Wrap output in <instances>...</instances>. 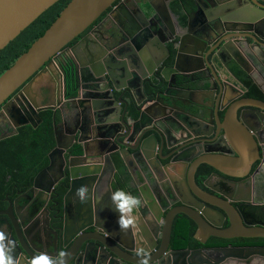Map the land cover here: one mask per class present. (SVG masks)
Masks as SVG:
<instances>
[{"label":"water","instance_id":"water-1","mask_svg":"<svg viewBox=\"0 0 264 264\" xmlns=\"http://www.w3.org/2000/svg\"><path fill=\"white\" fill-rule=\"evenodd\" d=\"M59 1L0 0V53ZM119 1L73 0L44 35L0 76V125L10 124L13 128V132L1 134L0 141L17 135L25 126L37 129L43 122V112H53L55 120L59 112L62 123L60 126L55 123L56 148L50 154V160L52 166L55 155L61 158L68 180L63 219L53 224L52 218L47 216L44 224L38 218L31 222L11 206L2 215V221L9 229V233H5L6 243L13 241L16 251L30 254L33 259L35 252L40 251L38 245L44 244L40 238L37 241V235L42 236L45 232L46 238L53 236L55 243L66 238L71 224L67 218L68 197L75 196L76 189L82 185L89 191L95 188L98 171L103 165L116 169L117 159L118 165H122L119 174L134 178L135 196L146 202L137 215L139 231L136 234L130 232L128 238L117 235L113 229V214L103 206H100L101 212L98 207L97 211L91 209L94 217L80 224L78 230L84 235L76 234L72 239L70 251L73 254L77 250L88 254L95 247L100 253L113 254L129 264H144L145 261L147 264H264V247L170 250L174 221L179 215L187 216L197 225L195 240L202 245L210 238L264 239V224L251 222L258 210L252 192L236 187V180L246 178L259 157L258 143H261L259 138L256 140L257 135H253L248 118L254 115L264 120V102L245 98L238 107L233 103L235 97L225 105L226 84L219 81L216 104L210 100L211 104L190 105L180 99L187 90L190 92L187 94L197 91L193 88H197L198 76L204 71L215 72L216 67L218 72H229L228 62L223 60L226 55H231V62L264 95V75L262 79L254 74L255 71L262 74V56L253 52L256 46L264 48V0H216V4L212 0H193L191 12L180 2L187 13H184L187 22L178 25L179 33L169 22L176 15L171 9V1H162L161 10L152 0H142V7L128 13L131 16H128L129 24L125 28L118 22L120 33L104 36L101 41L88 35L70 48L104 14L109 13V17L117 20L114 15L123 7H115ZM195 16L207 21L209 28L200 22L197 25L202 32L195 33ZM221 29L229 38H222ZM211 34H215L218 43L207 54L211 43L205 36ZM144 40L147 44H143ZM198 44L204 47L203 50L197 47ZM97 48L99 51H95ZM62 57L67 61L65 64L60 62ZM55 73L59 75L58 79ZM46 74L51 75L53 85L58 84L60 88L62 82V89L50 92L47 88L40 98L49 102L38 103L31 96V89L37 79ZM231 75L236 81L235 74L231 72ZM69 76L75 82L71 90L68 88ZM234 81L231 82L233 90ZM118 93L121 97L117 98ZM138 94L141 98H137ZM240 109L244 111L239 115ZM72 118L73 129L70 134L67 132L71 138L67 137L66 143L59 127L63 129ZM192 144H200L198 147L205 150L189 172L187 169L184 172H188L191 185V191L185 192V196L189 193L194 203L175 199L174 194L175 201L165 206L163 197L167 192L163 179L168 168L161 163L163 153L173 150L172 156H176L169 168L180 162L188 163V168L190 161L185 157ZM148 150L153 153L150 158ZM203 164L211 167L215 171L214 177L221 180V183L209 186L212 193L201 190L195 183V174ZM141 165L149 175L141 173L142 180H138L133 169L141 172L138 169ZM179 201L181 205L171 208ZM34 204L39 202L36 200ZM226 221L230 227L223 229ZM55 224L60 225L57 230L52 228ZM87 230L90 232L86 235ZM142 237L146 242L142 243ZM125 238L129 241L134 238L141 248L148 245L151 251L138 250L139 260L121 256L117 250L132 251L122 243ZM152 253H155L153 257L146 258ZM69 264H73L72 260Z\"/></svg>","mask_w":264,"mask_h":264},{"label":"flooded vegetation","instance_id":"flooded-vegetation-1","mask_svg":"<svg viewBox=\"0 0 264 264\" xmlns=\"http://www.w3.org/2000/svg\"><path fill=\"white\" fill-rule=\"evenodd\" d=\"M162 1L167 2L168 0H152V2L154 3L155 6H157L158 8L161 9V4ZM172 3L170 4L171 9H173V11L175 12V17L173 16L172 19L169 21L170 24L173 25V28H175V31H177L179 33L178 30V25H185L187 22V17L185 16V14H187L185 12V9L180 5V2L183 3V5L185 6V8H187V10L189 12L192 11V6H190L189 4H187L185 1L186 0H169ZM193 1V0H192ZM213 3L216 4V0H212ZM219 1V0H218ZM222 2L226 1V0H220ZM144 2V0H143ZM143 2L142 0H120L115 7H118L120 5H123V7L114 15L115 18L117 20H114L113 18L109 17V13L106 14V16L94 27H92V29L85 35L82 37H86L88 35H90L92 37L93 40L98 41V40H103L104 36H107L109 34L113 35V34H118L120 33L119 31L121 30V27L126 26L127 24H129V19L128 16L131 11L135 10L136 7L143 6ZM179 3V7H181V13L177 14L176 10L173 8V4ZM162 10V9H161ZM112 11V10H111ZM129 13V14H128ZM185 13V14H184ZM182 14L185 16V22L182 21ZM195 25H194V30L195 33H201L202 28H198V23L202 22L204 23V27L209 28L208 27V22L207 21H203L201 17L195 16L193 19ZM121 24V27L119 26V24ZM157 22V20H154V23ZM153 24V23H152ZM151 24V26H152ZM165 26V25H164ZM125 28V27H124ZM221 28V27H220ZM222 32V38L227 37L229 38V35L224 33L223 29H221ZM215 34H211L208 36H205L207 39H209V42L211 43V47L207 48V54H209L210 52L213 51V49L216 47L218 42H215V40L217 38L214 37ZM203 36V37H204ZM238 37L240 38V35H238ZM81 38V39H82ZM79 39V40H81ZM78 40V42H79ZM117 40H115L114 43H116ZM78 42L74 45L76 46L78 44ZM143 44H147V40L143 41ZM197 44V43H196ZM74 46H70V48L74 47ZM81 47V46H80ZM198 48H200L201 50H203V46L201 44L197 45ZM263 48V47H262ZM260 47H257L253 49L254 53H260L262 57H260V60L263 62L264 64V48L262 49ZM83 49V47L81 48ZM95 51H99V48H97V50ZM148 54H149V50ZM100 53V52H99ZM151 56V55H150ZM61 64H65L64 58L62 57L60 59ZM225 62H228L229 67H230V71L229 72H218L216 67H215V72L214 71H210V70H206L204 71L203 74H199L200 76H198L199 80L197 82V90L198 92L202 93V96L200 98H193V94H187L190 93L188 90L186 92L185 96L180 97L181 100L188 102L190 105H197V104H202L203 102H206L208 104H211V101H213L215 104L217 103V100L219 98L218 96V92L217 89L219 88L218 86V81L225 83L226 84V91H227V98L225 101V105H228L230 99L235 98L236 100L235 102H233L236 106H242V101L243 99H256V100H261L264 102V95L259 91L258 87L256 86V84L250 80L247 79V77L245 76V74H243L232 62V57L231 55H226L224 56L223 59ZM231 72H233L235 74V76L237 77V80L234 81L231 78H234L233 75H231ZM237 72H240L243 76H239L237 74ZM216 73H218L216 75ZM215 74V75H214ZM254 74L256 76H263L264 75V69L262 70V74H260L258 71H255ZM58 75V74H57ZM59 78V75H58ZM70 79V76L68 77V81ZM195 79V78H193ZM263 79V77H262ZM74 80V79H73ZM232 81H234V90H233V83H231ZM246 81H250L251 83V87H255L257 89V93H254L255 96H249V94L251 93V87H249L246 84ZM205 84V87L202 88V86ZM75 85V82H74ZM60 88L62 89V82L60 84ZM59 85H50L48 86V90L51 92V90H54V92L60 90ZM69 88V85H68ZM195 88H193V90H195ZM73 89V88H72ZM208 89H210L209 91H207ZM71 90V89H70ZM47 93H49L47 91ZM77 95V94H76ZM118 97H121V93L117 94ZM137 98H141V96H139V94L137 95ZM204 98V99H202ZM124 99H126V97H124ZM211 100V101H210ZM42 103H46L49 102V100H43L42 98ZM122 108L124 109V106L122 105ZM243 109H240L238 111L239 115L243 112ZM56 120L58 119L57 122H55L57 125L60 126V124L62 123V120L60 118V113H57L56 116ZM74 118H72V122H67L66 126L60 128L59 127V131L63 133L64 135V141L67 143V141H69V138L67 139L68 136V131L70 134V131L73 129V122ZM249 121V125H251V127L254 130V136L256 137V140H260V143H258L260 152H259V157L256 160V162L253 164L252 166V170L249 173V175L244 178V179H238L237 181V185L236 187H240L241 189H243L244 191L248 192L251 191L252 195H253V202L258 209L257 215L255 217V219L251 220V222H256L258 224H264V120H262L260 118V116H254L252 115L251 118H248ZM67 127V129H66ZM13 132V128L12 125L10 124H1L0 125V136L1 134H5V133H11ZM146 138V137H145ZM186 141V140H184ZM191 143V142H188ZM200 144H192L189 146V148H191V151L186 155L185 159L189 160V166L187 167L188 163H178V166L173 165L170 167V165L173 163V159L174 157H176L175 155L172 156V152L173 150H165L163 153V160L161 161L162 165L164 166V168H168L167 171V176L166 178H164V184H166V189L165 191L167 192V194L164 195V205L165 206H170L171 202H174L176 197L180 199H185L187 202L189 203H194L193 199L191 198L190 194L188 193V197L185 196V192L187 191H191V185L188 182V172L189 169L191 167V165L194 162H197L200 157H201V153L202 151H205L204 148L198 147ZM263 147V150L261 149ZM56 148V147H55ZM178 148V147H177ZM175 148V149H177ZM148 157L150 158L153 153L151 150H148ZM52 153V152H51ZM50 153V154H51ZM50 154H49V165L43 169L41 172H39L33 179L30 180H23L24 178H21L20 175V171L19 169H15L14 171L11 172V170H6L4 172H0V230L5 231V233H9V229L8 227H6L3 223V218L2 215L3 213H6L9 211L10 207H16L18 209L19 212H21V214L24 216L25 220H30L31 222H34V220L32 221V219H36L38 218L39 220H41V222H43L44 224V220L47 219V216H50L52 218L51 223H58L59 220L63 219V215H64V201L66 200L68 191H67V176H66V171L63 172V163L62 160L59 156L55 155L53 157L54 159V163L51 166V160H50ZM157 154V153H156ZM155 156V155H154ZM116 157V156H115ZM118 157V156H117ZM178 159V158H177ZM119 161H117L116 159V169H114L111 166H102V170H101V174H100V170L98 171V175H97V179L94 183V187H95V191H94V197L95 194L97 196L99 195H103V200L106 199V202H110L111 199V193L113 191L116 190V185L119 186V184H117L116 179L119 177V173L122 170V165L119 166L118 165ZM118 165V166H117ZM136 168H134L133 170H135ZM138 169H141L140 172V176L141 173L143 176L149 175V173H146L145 170V166L141 165V167H138ZM186 169L188 170L187 173H184L186 171ZM204 169V170H203ZM205 171L209 172V175L205 178H203ZM158 172V171H156ZM33 173V172H32ZM215 171H213V169L211 167H209L206 164L201 165L196 174H195V183L196 185L203 191H206L208 193H212L209 188V186H215L216 184L221 183V180H218L217 178H215ZM160 174V172H159ZM165 174V173H164ZM19 176V177H18ZM130 176V175H129ZM186 176V181L183 180V177ZM131 177V176H130ZM160 177L162 178V175L160 174ZM60 180L58 183L57 181ZM166 180V182H165ZM37 182V186L35 185ZM57 183V184H56ZM133 186V188H136V183L134 185H130V187ZM223 186L228 188V185L223 184ZM230 190L232 189L231 185H229ZM94 189V188H93ZM210 189V190H209ZM177 191V193L175 192ZM129 192V191H127ZM164 192V191H163ZM175 194V199L173 198ZM68 210H67V218L69 220V222L71 224H69V229H68V235L66 238H61V240H59L58 242L55 243L54 241V237L49 235L46 238V234L45 232H42V236L37 235V241L38 238H40L39 240H42L44 242V244L41 245H36V247H38L40 249L39 253L35 252V255L33 256V259L35 257L40 256L41 254H48L50 256H55L56 252L60 249H64L66 252L70 253V257H69V262L72 260L73 264L74 263H78V264H116V262L118 264H129L127 263V261L123 262V259H120L119 257L117 258L115 255L113 254H108L106 252H102L100 253L99 250H97V248L93 247L89 250V253L86 254L85 251H79L77 250L75 252V254H73L70 250H71V246H72V239H74V237L76 236V234L78 235H84L81 233H78V230L80 228L81 225L84 224V222H88V219L90 217H94V213H91L90 210L92 209L94 211H97L95 209V204L93 203V200L91 199V195H89L88 193V202L87 203H81L79 201V198L75 196H69L68 197ZM89 199L92 201L89 203ZM100 199V198H98ZM38 201L39 204H34L35 201ZM89 204L91 207H89ZM181 205L180 201L178 204L176 205H172L171 208L175 207V206H179ZM235 206H237V204H235ZM260 206V207H259ZM98 207V206H97ZM99 211L101 212L103 211V209H100V206L98 207ZM108 209V211H110V207L109 205L106 207ZM60 212V214L58 215L57 213ZM101 214V213H100ZM114 214V213H112ZM54 217H57V220H54ZM81 224V225H80ZM60 225L53 226V230H57L59 228ZM197 226V225H196ZM229 222L226 221L224 223L223 229H227L229 228ZM198 230V227H197ZM34 233V230H31ZM87 232L90 231H86L85 234L87 235ZM197 233V231H196ZM195 233V235H196ZM194 235V238H195ZM7 239V237H6ZM86 239V237H85ZM126 241H122V243L125 244V248L127 249H132V251H127L126 249L122 248V252H120L119 250H117L116 247H114V250H117L119 252V254H121V256H125L129 259L132 260H139L140 259V255L137 253V251H141L142 249H144V251H151L150 248L145 247V248H141V244L136 241V239L132 238V241H129L127 238H125ZM214 239V238H210L209 242ZM218 239V238H217ZM258 239V238H257ZM145 240V239H144ZM237 240H241V239H234V240H225V241H237ZM264 240V239H263ZM41 241V242H42ZM142 243L146 242L143 241L141 239ZM6 243V240H5ZM70 244V245H69ZM69 245L68 247H65ZM138 246V247H137ZM130 247V248H128ZM229 247V246H228ZM220 248V247H218ZM223 248V247H221ZM200 249H214V248H200ZM170 250H173L170 246ZM198 250V249H197ZM70 251V252H69ZM176 251V250H173ZM29 255V256H28ZM26 254L25 252L20 253L19 251H16V257L18 258V264H30L32 259V256L30 254ZM99 255H100V259H99ZM155 255V253L147 256L146 258L149 257H153ZM263 263V262H262Z\"/></svg>","mask_w":264,"mask_h":264},{"label":"trees","instance_id":"trees-1","mask_svg":"<svg viewBox=\"0 0 264 264\" xmlns=\"http://www.w3.org/2000/svg\"><path fill=\"white\" fill-rule=\"evenodd\" d=\"M72 1L73 0L59 1L0 53V76L11 68L18 58L29 50L35 41L44 35ZM185 2L190 6L193 5L192 0H186ZM173 8L176 10L177 14L181 13L179 3L173 4ZM105 16L106 14H104L95 25H97ZM182 21L185 22V16L183 14ZM91 29H89L86 34ZM78 40L74 41L70 46H74ZM237 74L242 76L240 72H237ZM246 84L251 87L250 81H246ZM68 85L69 89L74 88V80L70 79ZM257 92V89L252 86L249 96H255L254 93ZM41 118L43 122L37 129L32 126H25L18 130L17 135L0 141V172H4L6 168L7 170H11V172L15 169H19V176L24 178L23 180H30L49 165V154L56 147L55 122H57L58 119L55 120L54 113L51 111L43 112ZM208 175L209 172L205 171L203 178ZM196 231L197 226L191 219L185 215L177 216L172 230L171 248L176 251H181L228 246L264 247L263 239L225 241L214 238L206 245H202L194 238Z\"/></svg>","mask_w":264,"mask_h":264},{"label":"clouds","instance_id":"clouds-1","mask_svg":"<svg viewBox=\"0 0 264 264\" xmlns=\"http://www.w3.org/2000/svg\"><path fill=\"white\" fill-rule=\"evenodd\" d=\"M88 191L86 185L76 189L75 195L81 203L88 202ZM145 204L146 202L141 197L132 195L123 189H117L111 193V206L119 214L117 224L121 231H127L133 226L136 216ZM5 240V231L0 230V264H18L14 242L7 240V243H5ZM69 257L70 253L60 249L55 256L41 254L35 257L32 264H69ZM144 264H147V262L145 261Z\"/></svg>","mask_w":264,"mask_h":264},{"label":"crops","instance_id":"crops-1","mask_svg":"<svg viewBox=\"0 0 264 264\" xmlns=\"http://www.w3.org/2000/svg\"><path fill=\"white\" fill-rule=\"evenodd\" d=\"M55 76L58 79V75L56 73H55ZM51 82H52L51 75L50 74H46V75H43L42 77L38 78L37 82L33 85L32 89H31V96L35 100H37L38 103H42L43 102L42 98H40V94H42L41 86L45 85L46 88H48V86L53 85ZM195 90H197V89L195 88ZM192 94L194 95L193 98H195V99L196 98H200L202 96V93L198 92V90L195 93H192ZM192 94H190V95H192ZM117 98H118V96H117ZM202 99H204V98H202ZM98 169H100V168H98ZM101 170H100V174H101ZM120 173H121V171H120ZM139 173L140 172L138 170H136V169L134 170V174L137 177V179L138 180H142V178H140V174ZM116 182H117V184H119V186L116 185V190L117 189H123L125 191H129V193H131L132 195L136 194V189L133 188V186L130 187V185H134L135 184L134 178H131V177L127 176L126 174L122 173V174H119V177L116 179ZM93 191H95V188L93 189V187H92L91 190L88 191V193H89V195H91V199L92 200L94 199L93 203L95 204L94 205L95 209L97 210V206L98 207L99 206H103L107 210L106 207L109 205L111 214L114 213L113 216H112V219H113V222H114L113 229L116 230V234L117 235L121 234V235H123V236L128 238V234L130 232H134L136 234L137 231H139L138 223L140 222V219L138 218V216H136V218L134 220V224H133L132 227L129 228V230L121 231L120 228L118 227V224H117V220L119 219V214L116 213L114 207L111 206V199H110V202L108 203V202H106V199L103 200V195L97 196L95 194V197H94V194H93L94 192ZM98 198H100V199H98ZM101 201H102V203H101ZM148 219H149V217H148ZM142 221H143V223H145L144 225H146V221L144 219ZM141 239L143 241H145L144 237H142ZM260 264H263V263L260 262Z\"/></svg>","mask_w":264,"mask_h":264},{"label":"rangeland","instance_id":"rangeland-1","mask_svg":"<svg viewBox=\"0 0 264 264\" xmlns=\"http://www.w3.org/2000/svg\"><path fill=\"white\" fill-rule=\"evenodd\" d=\"M41 88H42L41 89L42 92H44L47 89L45 85L41 86Z\"/></svg>","mask_w":264,"mask_h":264}]
</instances>
